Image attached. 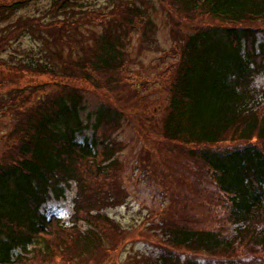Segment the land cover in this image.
Here are the masks:
<instances>
[{
	"label": "trees",
	"instance_id": "trees-1",
	"mask_svg": "<svg viewBox=\"0 0 264 264\" xmlns=\"http://www.w3.org/2000/svg\"><path fill=\"white\" fill-rule=\"evenodd\" d=\"M23 1L0 4V23L7 24L0 51L25 34L46 49L26 63L12 55V63L1 62L0 74H48L53 81L15 89L8 101L14 116L4 137L10 154L0 161V264H108L124 241V235L112 240L109 234L126 231L119 233L103 209L119 200L115 188L122 186L114 157L122 144L112 137L134 111L123 108L122 90L130 86L140 95L135 78L141 75L130 67L128 47L137 34L139 51L156 44V8L151 0H109L112 7L104 8L112 18H105L91 0H48L47 11L24 16L15 10L34 0ZM166 2L172 47L162 48L161 61L171 62L148 78L164 83L150 120L166 143H184L186 156L207 165L200 175L221 195L227 216L220 227H198L184 203L187 194L167 197L162 222L176 216L159 228L168 249L150 264H264V85L257 83L264 77V0ZM87 22L102 26L92 42L78 31ZM44 89L49 92H39ZM87 93L112 103L88 111ZM134 100L130 104L140 97ZM223 142L233 144L214 147ZM73 185L70 226L45 207ZM209 210L219 213L213 203ZM82 217L88 226L77 224ZM173 247L213 258L203 262Z\"/></svg>",
	"mask_w": 264,
	"mask_h": 264
},
{
	"label": "rangeland",
	"instance_id": "rangeland-1",
	"mask_svg": "<svg viewBox=\"0 0 264 264\" xmlns=\"http://www.w3.org/2000/svg\"><path fill=\"white\" fill-rule=\"evenodd\" d=\"M13 1L18 0H0V4H9ZM86 1L89 2L90 0ZM128 1H135L140 4L139 0ZM151 1L156 8V10L151 8L153 11L152 17L156 18L159 24V30L153 35V38L156 39V44L152 43L149 48L144 47L147 50L139 51L141 37L138 34L135 35L136 32L133 46L129 45L128 47L131 52L130 67L133 68L132 70H138L141 75L140 77L134 76L136 77L135 79H140V95H136L130 86H125L121 92L123 108L126 111L134 110L138 112L131 111L130 113L132 114L129 119L124 120L123 126L112 137L115 138L114 141H117L118 144H122L121 149L114 156L120 163V165H117V169L119 170L118 174L122 177V186L115 188L119 200L111 205L104 206L103 209L106 210L111 220L117 225L116 227L120 230L119 233L122 230L126 231L121 234H117V231L109 234L112 240H117L121 235H124V241L119 250L116 253H112L113 260L108 264H150L157 254L162 250L165 251L164 249H168L162 247L166 245V237L159 228L166 227L170 221H173V217H176L172 214L169 217V221L162 222L168 214L166 210L169 198L176 196L180 191L184 195H188L184 203L192 208L187 211L195 216V223L193 222V224L198 227L209 228L210 226L220 227L223 223H226L227 212L223 209L220 210L222 202L224 203L221 200V195L214 189L208 176L200 175V173H208L209 168L207 165H204L201 160H193L186 156L184 143L178 141L166 143L160 128L154 124V121L150 120L151 114L155 110L152 102L155 101V98L161 99L163 97L162 89L164 83L162 81H159V83L148 82V78H153L156 72L170 65L171 61L169 59L163 60L164 62L161 61L165 57L162 48L170 49L172 47L171 25L167 16V11L169 10L167 8V0ZM90 2L95 3L97 8L103 7L102 12L105 18H112L108 14L109 11L104 8L106 5L110 8L112 7L109 0H91ZM47 5L48 0H34L28 6L18 8L15 11H22L20 14L24 16H32L34 14L32 11H47ZM122 14H117V17H122ZM15 19L16 17L10 20V24ZM6 26V23H0V35L6 30ZM80 26L82 29L78 31H82L90 39V42L93 41L92 35L94 33L102 32V26L98 24L87 22L85 25ZM71 31L74 32L75 29L68 27V33ZM74 36L77 39L81 38V35ZM36 40L35 37H29V35L25 34L17 42H11L9 45L3 46L4 50L0 51V64L3 61L11 62L12 55L15 56L14 62L16 63H26L30 60L29 56L40 55L41 53L39 52H44L46 47H44L43 43L39 44ZM68 41L72 43L70 39ZM15 50L18 51L14 54ZM0 70H3V68H0ZM14 80L18 82L13 84ZM51 81H53V78L48 74L25 73L16 77L8 75L2 77V74H0V161L5 160L10 154V145L4 140V137H6V133L11 129V123H13L14 113L10 112L11 106L8 101L14 95L15 89L26 87L30 91L33 86L45 82L50 83ZM257 83L264 85V77L259 78ZM89 88L91 89L92 87L89 86ZM39 92L47 93L49 91L44 89L39 90ZM86 97L88 98V111H93L100 105L108 106L109 103H112L108 101L107 96L103 97L102 95L87 93ZM134 97L135 100L133 102H136L137 97H140V100L130 104ZM109 99L112 100L111 98ZM3 101H7V106H4ZM4 111H7V115L3 114ZM140 112L145 113V115L142 116ZM156 115H159L158 112ZM136 123L139 125V130L134 126ZM232 144V142H223L214 145V147H227ZM162 154L165 156L163 157ZM197 176L200 177L197 178ZM194 181L196 184H194ZM99 182L103 183L106 181L100 180ZM177 186L180 189L174 190ZM75 193V185H73L72 189L70 187L66 188V197L50 201L45 207L46 213L48 215H58L72 226L71 217L75 211ZM212 203L217 205L218 214L209 210ZM82 219L83 217L77 224L82 227L88 226L89 219L87 221ZM173 250L182 256L189 257L193 255L200 257L203 262L213 258L212 256L204 255L206 253L203 252L195 254L197 252L176 247H173Z\"/></svg>",
	"mask_w": 264,
	"mask_h": 264
}]
</instances>
